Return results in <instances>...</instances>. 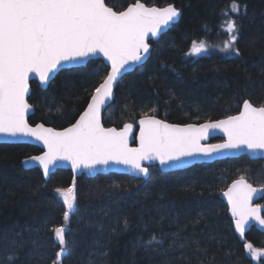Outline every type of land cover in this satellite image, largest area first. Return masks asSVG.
<instances>
[{
  "label": "trees",
  "instance_id": "trees-1",
  "mask_svg": "<svg viewBox=\"0 0 264 264\" xmlns=\"http://www.w3.org/2000/svg\"><path fill=\"white\" fill-rule=\"evenodd\" d=\"M134 1L105 0L115 10ZM141 1L172 3L181 16L151 42L148 59L120 78L103 113L105 126L120 127L145 112L173 123H199L237 113L245 99L264 105V0H236L239 14L230 10L233 0ZM229 18L238 24L239 56L223 47L228 39L223 22ZM193 40H204L208 51L189 54ZM106 73L107 66L94 59L79 70L60 71L45 89L31 81L28 101L34 113L28 121L55 128L73 123ZM39 152L30 144L0 143V237L7 234L0 239L3 264H8L11 248L5 245L14 231L23 230L26 241L15 264H52L59 250L49 229L63 223L65 209L54 189L71 186L73 175L56 169L44 178L38 168H24L21 160ZM149 169L146 179L114 173L76 177L61 264H264V257L253 260L244 247L251 242L264 248V230L252 226L241 239L221 198L241 176L264 185V160L241 155L171 172L156 165ZM259 203L264 205V197ZM152 235L163 243L141 244ZM173 240L176 246L169 247Z\"/></svg>",
  "mask_w": 264,
  "mask_h": 264
},
{
  "label": "snow or ice",
  "instance_id": "snow-or-ice-1",
  "mask_svg": "<svg viewBox=\"0 0 264 264\" xmlns=\"http://www.w3.org/2000/svg\"><path fill=\"white\" fill-rule=\"evenodd\" d=\"M240 7L233 0L230 10L239 14ZM180 15V10L172 4L147 6L141 0L128 4L123 11L114 10L105 0H0V138L7 142V138L27 137L43 145L45 150L41 155L29 156L22 164L40 167L45 178L58 161L70 162L74 172L110 163L123 164L147 177L149 168L142 165L143 161H159L161 166L172 167L190 157L210 158L241 149L264 156V105L254 106L247 99L238 114L199 125L171 124L142 113L136 148L128 144L132 124L125 123L120 130L104 126L102 112L114 100L119 79L133 65L147 59L151 51L149 39L165 34ZM221 15L227 16L228 12L222 11ZM223 30L228 36L224 49L241 55L235 46L239 31L236 20H225ZM206 51L208 46L204 40H193L189 54L200 55ZM97 55L103 56L110 70L94 87L79 119L60 131L43 123L30 124L27 118L33 108L28 102L30 79L38 77L41 85H47L60 71L84 68ZM156 111L151 109L152 113ZM216 130L227 137L223 143H201ZM54 193L65 209L63 223L49 229L59 246L52 264H61L70 216L75 209V178L71 186L56 187ZM262 194L264 185L254 187L243 176L223 192L235 232L241 239L252 221L264 228V215H261L264 206L253 204ZM124 223L127 225V220ZM22 235L23 230L14 231L5 245L11 248L6 254L8 264H15L19 259L26 243ZM3 238L7 234L0 237ZM162 243L155 235L148 241L141 240L142 245ZM175 246L173 240L169 247ZM179 247L182 249L185 245ZM244 247L253 260L264 257V248H256L251 242H246Z\"/></svg>",
  "mask_w": 264,
  "mask_h": 264
},
{
  "label": "water",
  "instance_id": "water-1",
  "mask_svg": "<svg viewBox=\"0 0 264 264\" xmlns=\"http://www.w3.org/2000/svg\"><path fill=\"white\" fill-rule=\"evenodd\" d=\"M135 2V1H134ZM134 2H132V3H134ZM141 2H143V1H141ZM143 3H145V2H143ZM131 4V3H130ZM146 4V3H145ZM169 4H172V3H169ZM147 6H157V7H165V6H167L168 4H165V5H156V4H151V5H148V4H146ZM174 7H176L174 4H172ZM128 6V5H127ZM127 6L126 7H124L123 9H121V10H116V11H123V10H125L126 8H127ZM111 7V6H110ZM113 8V7H112ZM177 8V7H176ZM114 9V8H113ZM179 9V8H178ZM115 10V9H114ZM180 10V9H179ZM180 12H181V10H180ZM181 16V15H180ZM179 19H180V17L178 18V20L176 21V22H178L179 21ZM175 22V23H176ZM174 23V24H175ZM168 30V29H167ZM166 30V31H167ZM159 39V38H158ZM157 39H152V38H150L149 39V44H150V48H151V50H152V48H153V44L151 43L152 41H156ZM203 53H201L200 55H202ZM151 55V51H150V53H149V55H148V57ZM200 55H197V56H200ZM148 57H147V59H148ZM94 59H99V60H101L106 66H107V71L108 70H110V67L108 66V62L103 58V56L102 55H97V56H95V57H92L91 58V60H94ZM147 59H145V60H143V61H141V63L140 64H137V65H133L132 66V68L128 71V72H131V71H133L136 67H138V66H140V65H142ZM128 72H126V73H128ZM125 73V74H126ZM36 81L37 83H38V85H39V87L40 88H42V89H45L46 87H47V85H41L40 84V82H39V78L38 77H35V76H33L31 79H30V81H29V85H30V82L31 81ZM120 80V79H119ZM116 88V87H115ZM30 91H31V86H30ZM29 95H30V92H29ZM114 96H115V89H114ZM29 97V96H28ZM89 100H90V98H89ZM248 100V99H247ZM29 102V101H28ZM113 101H111L110 102V104L112 103ZM109 104V105H110ZM253 104V103H252ZM108 105V106H109ZM242 105H243V103L241 104V107H240V109H239V111L241 110V108H242ZM254 106H258V105H255V104H253ZM107 106V107H108ZM87 107V105L85 106V108ZM106 107V108H107ZM84 108V109H85ZM106 108L103 110V112H102V117H103V113H104V111L106 110ZM83 109V110H84ZM83 110L80 112V114H82V112H83ZM238 111V112H239ZM238 112L237 113H235V114H232V115H236V114H238ZM34 113V107L32 108V110L28 113V117L27 118H29V116L30 115H32ZM80 114L78 115V117L76 118V120H78L79 119V116H80ZM149 115H152V114H149ZM156 116V115H155ZM157 117V119H162L161 117H158V116H156ZM227 116H225V117H222V118H219V119H214V120H205V121H202V122H199V123H196V122H189V123H184V124H197V125H199V124H203V123H206V122H209V121H217V120H222V119H225ZM141 118V116L140 117H138L134 122H126V123H130V124H132L133 125V128L130 130V132H129V137H128V144H129V147H131V148H136V147H139V139H138V137H139V119ZM76 120L73 122V123H71V124H69V125H67V126H65V127H62V128H55V127H53V126H51V125H47V124H44L45 125V127H51V128H55L56 130H58V131H60V130H63L64 128H67V127H69V126H71L72 124H74L75 122H76ZM162 120H165V119H162ZM166 122H168V123H171V124H179V123H173V122H170V121H167V120H165ZM30 123V122H29ZM38 123H42V122H38ZM38 123H35V124H32L33 126H35L36 124H38ZM31 124V123H30ZM125 124V123H124ZM124 124L122 125V126H120V127H116V126H113V125H111V126H105V127H114V128H117V130H120V129H122L123 128V126H124ZM184 124H181V125H184ZM215 138H219V140H217V141H213V139H215ZM227 139V137L225 136V134L222 132V131H219V130H216V131H214V132H212L210 135H209V137H208V139H206V140H202L201 141V143L202 144H219V143H223L225 140ZM0 143H25V144H30V145H34V146H37L39 149H41V152H39L38 154H34V155H41L42 153H43V151L45 150L44 148H43V145H41L40 143H38V142H36L35 140H33V139H31V138H27V137H21V138H18V139H15V140H13L12 138H7V142H5V138H0ZM34 155H29V156H34ZM241 155H246V156H248L249 158H251V159H261V160H264V156H261L259 153H256V154H254V153H251V152H248L246 149H241V150H230V151H224V152H221V153H218V154H215V155H213L212 157H204V156H195V157H190V158H188L187 160H185V161H183V162H179L178 163V165H176V166H172V167H169V166H161L160 164H159V161H143L142 162V165L144 166V167H150V166H153V165H156V166H158V168L161 170V171H163V172H171V171H176V170H182V169H185V168H187V167H189V166H191V165H193V164H196V163H211V162H213V161H216V160H223V159H227V158H237V157H239V156H241ZM29 156H26V157H24L22 160H21V163L27 158V157H29ZM23 165V164H22ZM24 168H26V169H29V168H38L39 169V171L42 173V175H43V171H42V169L40 168V167H38V166H35V165H33V166H29V167H25V166H23ZM56 169H69V170H71V172H72V175H73V178H75L76 179V177H78V176H81L82 174H84L85 176H87V177H94L95 175H97V174H110V173H114V174H125V175H129V176H133V177H136V178H142V179H146L147 177H144V176H142L141 174H139V173H137V172H135V171H133L129 166H126V165H123V164H117V163H110L109 165H107V166H104V165H100V166H97L95 169H93V170H80V171H77V172H74L73 170H72V167H71V163L70 162H68V161H58L57 163H56V165L52 168V170H51V173H53ZM50 173V174H51ZM149 173H150V169H149ZM43 177H44V175H43ZM49 177V176H48ZM47 177V178H48ZM45 178V177H44ZM239 179V178H238ZM238 179H235V180H238ZM235 180H233V181H231L229 184H228V186L226 187V189L223 191V192H225V191H227L228 190V188H229V186H231L232 185V183L235 181ZM246 180V179H245ZM247 181V180H246ZM248 182V181H247ZM248 183H250V182H248ZM72 184H73V181H72ZM254 186V185H253ZM254 187H257V186H254ZM263 197H264V194H262V195H259V196H257L254 200H253V204L254 205H256V204H259L258 202L259 201H261L262 199H263ZM221 198L223 199V201L225 202V204H226V206H227V209H228V201H227V198L223 195V193L221 194ZM259 205H261V206H264L263 204H259ZM228 214H229V216L231 217V213H230V211L228 210ZM261 215H262V213H261ZM232 218V217H231ZM252 226H254V227H256L257 229H260V230H264V228H262L261 226H259L256 222H254V221H252V222H250V224H249V226L247 227V229H246V232L252 227ZM233 229H234V222H233ZM234 231H235V229H234ZM245 232V233H246ZM238 234V233H237ZM239 235V234H238Z\"/></svg>",
  "mask_w": 264,
  "mask_h": 264
},
{
  "label": "rangeland",
  "instance_id": "rangeland-1",
  "mask_svg": "<svg viewBox=\"0 0 264 264\" xmlns=\"http://www.w3.org/2000/svg\"><path fill=\"white\" fill-rule=\"evenodd\" d=\"M257 187H259V186H257ZM57 195V194H56ZM58 197V196H57Z\"/></svg>",
  "mask_w": 264,
  "mask_h": 264
}]
</instances>
